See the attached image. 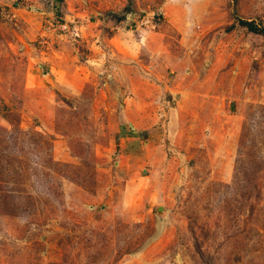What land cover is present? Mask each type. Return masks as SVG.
Here are the masks:
<instances>
[{
    "label": "rangeland",
    "instance_id": "1",
    "mask_svg": "<svg viewBox=\"0 0 264 264\" xmlns=\"http://www.w3.org/2000/svg\"><path fill=\"white\" fill-rule=\"evenodd\" d=\"M0 264H264V0H0Z\"/></svg>",
    "mask_w": 264,
    "mask_h": 264
},
{
    "label": "trees",
    "instance_id": "2",
    "mask_svg": "<svg viewBox=\"0 0 264 264\" xmlns=\"http://www.w3.org/2000/svg\"><path fill=\"white\" fill-rule=\"evenodd\" d=\"M238 21L241 25L245 26L250 32L261 34V30L257 28L256 23L253 20H244L239 18Z\"/></svg>",
    "mask_w": 264,
    "mask_h": 264
},
{
    "label": "crops",
    "instance_id": "3",
    "mask_svg": "<svg viewBox=\"0 0 264 264\" xmlns=\"http://www.w3.org/2000/svg\"><path fill=\"white\" fill-rule=\"evenodd\" d=\"M152 119H153V121L156 120L155 117H153ZM146 129H147L146 131H148L149 128L147 127ZM149 130H152V128H150ZM148 133H149V131H148Z\"/></svg>",
    "mask_w": 264,
    "mask_h": 264
}]
</instances>
